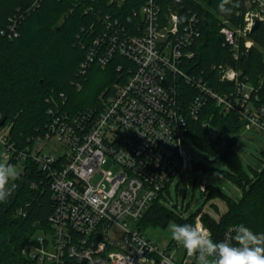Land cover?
<instances>
[{
	"label": "built area",
	"instance_id": "1",
	"mask_svg": "<svg viewBox=\"0 0 264 264\" xmlns=\"http://www.w3.org/2000/svg\"><path fill=\"white\" fill-rule=\"evenodd\" d=\"M123 1L109 0L117 6ZM234 10L235 23L222 20L220 34L236 60L241 48L253 46L251 33L264 31V0H235ZM138 15L140 27L132 34L117 17L106 14L105 30L81 63L84 74L94 61L105 67L115 53L129 62L126 77L101 97L97 111L52 115L45 131L20 147L10 138V125L0 126L5 165H14L20 174L26 160L35 163L51 192L48 227L39 229L33 237L36 244L24 251L36 264H195V257L172 238L158 244L137 228L150 205L162 202L163 191L195 170L186 150V119L196 120L209 99L222 113L238 115L243 129L264 134V105H256V91L237 69L228 63L211 66L219 82L230 85L217 91L205 78L189 76L181 68L183 60L193 57L195 12L179 14L171 6L145 0ZM125 21L131 22L129 17ZM16 23L14 19L7 26L9 39L17 36ZM255 23L258 27L252 30ZM175 78L196 89L186 113L172 104ZM50 140L63 144L67 153H45ZM107 163L117 169H103ZM198 188L207 193L201 180ZM194 222L206 229L199 216ZM230 235L227 231L225 238Z\"/></svg>",
	"mask_w": 264,
	"mask_h": 264
},
{
	"label": "trees",
	"instance_id": "2",
	"mask_svg": "<svg viewBox=\"0 0 264 264\" xmlns=\"http://www.w3.org/2000/svg\"><path fill=\"white\" fill-rule=\"evenodd\" d=\"M145 0H124L120 6L109 0H0V121L10 125L9 135L17 145L45 131L52 115H75L88 109L97 111L101 97L111 94L114 83L127 75L128 60L115 53L105 67L95 61L84 74L81 63L99 34L105 30L106 14L117 17L126 33L140 27L138 8ZM159 6H171L179 14L196 13L198 35L193 38L191 59L183 60L186 74L209 81L212 89L226 91L230 85L220 83L211 66L228 63L240 72V78L256 88V105H264V31L251 33L254 44L241 48L233 59L220 28L222 20L234 21L235 0H224L230 11L220 12L221 0H155ZM126 17L131 20L127 23ZM16 20L17 36L7 37V26ZM3 32V33H2ZM172 104L186 113L196 89L183 79L175 78ZM187 144L195 145L210 158L214 166L198 163L195 170L206 174L220 173L240 189L233 198L218 186L207 185L204 205L221 201L225 208L212 213L202 209L183 217L179 211L154 201L137 228H166L170 223H193L199 216L202 225L214 240H223L233 225L244 224L254 232H264V162L252 176L241 168L234 147L244 122L235 113L224 114L212 100H207L196 120L186 119ZM53 200L45 174L26 160L22 173L11 186L9 197L0 202V264H36L24 255L28 243L41 228H47Z\"/></svg>",
	"mask_w": 264,
	"mask_h": 264
},
{
	"label": "rangeland",
	"instance_id": "3",
	"mask_svg": "<svg viewBox=\"0 0 264 264\" xmlns=\"http://www.w3.org/2000/svg\"><path fill=\"white\" fill-rule=\"evenodd\" d=\"M261 51L264 58V47L261 49ZM253 88L254 91H256L254 86ZM250 95L254 100L256 94L254 95L250 93ZM186 150L190 154L194 165L201 163L207 166H214L210 158L192 143L186 145ZM234 150L238 154L243 172L248 176H252V171L259 170L262 163L264 162V134L255 128L242 129L237 135ZM67 151L68 150L66 147H64L60 142L56 140H50L45 153L59 156L61 154L67 153ZM5 162L6 159L2 156V148L0 146V164H5ZM214 167L218 169H224L221 166ZM103 169L107 171H114L117 169V166L107 163L103 165ZM199 180L204 182L206 185L218 186L223 193L233 198L240 197V189L222 174L215 173L209 175L200 169H196L189 174L188 178H184L180 182L178 179H175L170 187L163 191L161 196L162 203L167 207L176 209L183 217H187L200 209H202V212L212 213L213 210L211 208V204H215L218 208V211L222 212L225 206L217 199L209 201L204 205V197L198 188ZM169 225L166 228L148 229L147 236L158 244L168 241L171 239ZM35 244L36 242L34 239H31L28 243L29 246H33Z\"/></svg>",
	"mask_w": 264,
	"mask_h": 264
},
{
	"label": "clouds",
	"instance_id": "4",
	"mask_svg": "<svg viewBox=\"0 0 264 264\" xmlns=\"http://www.w3.org/2000/svg\"><path fill=\"white\" fill-rule=\"evenodd\" d=\"M220 12H228L224 0L218 4ZM19 176L12 164H0V202L11 192V182ZM170 236L183 247L195 264H264V232H254L244 224L233 225L231 235L214 240L199 223L169 225Z\"/></svg>",
	"mask_w": 264,
	"mask_h": 264
},
{
	"label": "water",
	"instance_id": "5",
	"mask_svg": "<svg viewBox=\"0 0 264 264\" xmlns=\"http://www.w3.org/2000/svg\"><path fill=\"white\" fill-rule=\"evenodd\" d=\"M257 27H258V23H255V25L253 26L252 30L257 29ZM4 121H5V119L3 118V119L0 121V126H2V125L4 124Z\"/></svg>",
	"mask_w": 264,
	"mask_h": 264
}]
</instances>
